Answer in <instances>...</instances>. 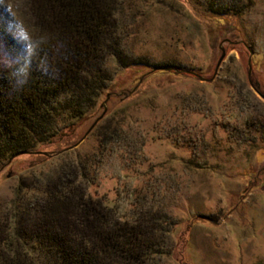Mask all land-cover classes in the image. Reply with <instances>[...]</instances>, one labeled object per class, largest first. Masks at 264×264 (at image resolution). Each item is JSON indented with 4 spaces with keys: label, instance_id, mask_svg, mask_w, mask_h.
I'll use <instances>...</instances> for the list:
<instances>
[{
    "label": "rangeland",
    "instance_id": "obj_1",
    "mask_svg": "<svg viewBox=\"0 0 264 264\" xmlns=\"http://www.w3.org/2000/svg\"><path fill=\"white\" fill-rule=\"evenodd\" d=\"M19 3L6 2L23 22ZM217 6L232 11L216 15ZM123 7V49L145 65L121 68L109 56L104 66L118 85L94 111L68 135L5 163L0 219L21 180L32 202L49 180L88 160L97 168L90 196L123 220L150 209L163 217L159 264H264V99L252 89L264 94V0ZM107 126L119 134L106 145Z\"/></svg>",
    "mask_w": 264,
    "mask_h": 264
},
{
    "label": "trees",
    "instance_id": "obj_2",
    "mask_svg": "<svg viewBox=\"0 0 264 264\" xmlns=\"http://www.w3.org/2000/svg\"><path fill=\"white\" fill-rule=\"evenodd\" d=\"M16 1L23 22L0 0V169L68 135L73 122L94 111L104 91L118 85L111 86L104 66L109 56L121 68L145 65L126 55L120 36L125 25L118 15L132 0ZM231 11L211 8L216 15ZM109 130L106 145L119 134ZM94 164L86 160L80 171L58 174L32 202L21 180L0 219V264H159L166 254L163 217L150 209L123 220L90 196Z\"/></svg>",
    "mask_w": 264,
    "mask_h": 264
},
{
    "label": "water",
    "instance_id": "obj_3",
    "mask_svg": "<svg viewBox=\"0 0 264 264\" xmlns=\"http://www.w3.org/2000/svg\"><path fill=\"white\" fill-rule=\"evenodd\" d=\"M223 58H224V53H222V55H221V57H220V59H219V61H218L217 68L219 67V65H220V63L222 62ZM217 68H216V69H217ZM249 74H250V68H249ZM252 89L254 90V92H255L256 94H258L262 99H264V94H263L262 92H260V90H259L258 88H256V87H252ZM94 125H95V124H94Z\"/></svg>",
    "mask_w": 264,
    "mask_h": 264
}]
</instances>
